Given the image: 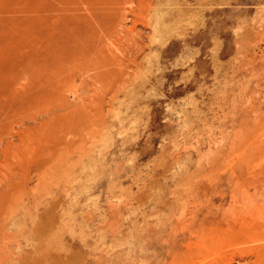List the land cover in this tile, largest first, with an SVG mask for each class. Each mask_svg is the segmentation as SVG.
<instances>
[{"label":"rangeland","instance_id":"rangeland-1","mask_svg":"<svg viewBox=\"0 0 264 264\" xmlns=\"http://www.w3.org/2000/svg\"><path fill=\"white\" fill-rule=\"evenodd\" d=\"M262 217L264 0H0V264H244Z\"/></svg>","mask_w":264,"mask_h":264},{"label":"bare ground","instance_id":"bare-ground-1","mask_svg":"<svg viewBox=\"0 0 264 264\" xmlns=\"http://www.w3.org/2000/svg\"><path fill=\"white\" fill-rule=\"evenodd\" d=\"M41 3V2H40ZM75 6V5H74ZM55 9V8H54ZM32 12V11H31ZM75 17V16H74ZM79 16H76V19H77V22L79 21L80 22V20L79 19H81V18H78ZM41 19V18H40ZM76 19H75V21H76ZM33 20V19H32ZM68 20H71V18L70 19H68ZM67 20V21H68ZM122 20V19H121ZM50 21V20H49ZM75 21H73L74 23H75ZM82 22L84 21V20H81ZM69 23H70V21H68ZM55 23V22H54ZM89 23V22H88ZM65 24H67V22L65 21ZM80 24H83V23H80ZM80 24H78V26L80 27ZM90 24H91V29L92 28H94V27H92L93 25H92V23H89V26H90ZM71 25H72V23H70V26H68V24L66 25V26H68V28L71 30L73 27H71ZM88 25V24H87ZM119 25V24H118ZM74 26V25H73ZM76 26V25H75ZM88 26V27H89ZM78 27V28H79ZM96 28H97V26H95ZM121 27H122V25H121ZM66 28V27H65ZM77 28V29H78ZM80 29V28H79ZM99 29V28H98ZM112 29V28H111ZM65 30V29H64ZM67 30V29H66ZM63 31V32H66V33H68L67 34V36L69 35V32H67V31ZM72 30H74V29H72ZM93 30V29H92ZM48 31V30H47ZM77 31V30H76ZM80 31V30H79ZM91 31V30H90ZM94 31V30H93ZM92 31V32H93ZM99 31V30H98ZM101 31V30H100ZM119 31V30H118ZM102 32V31H101ZM123 32H125V31H123ZM80 33V32H79ZM95 33H97V32H95ZM100 33V32H99ZM106 36L108 35V32L106 31ZM112 33V32H111ZM110 33V34H111ZM115 33V32H114ZM49 34V33H48ZM65 34V33H64ZM72 34V33H71ZM74 34V33H73ZM93 34V35H92ZM90 33V35H92V36H94V32L93 33ZM62 36H63V34H61ZM60 35V36H61ZM88 34H86V36H87ZM89 35V36H90ZM98 35V34H97ZM102 35H103V33H102ZM102 35H100V36H102ZM54 36V35H53ZM65 36V35H64ZM63 36V37H64ZM67 36H65V39L67 38L68 40H70L71 41V37H70V35H69V38L67 37ZM81 36V35H80ZM79 36V37H80ZM96 36V35H95ZM103 36H105V35H103ZM122 36V35H121ZM55 37V36H54ZM75 37V36H74ZM82 37V36H81ZM83 38V37H82ZM88 39H89V37H87ZM95 38V37H94ZM94 38H92V40H95ZM98 38V37H97ZM101 38V37H100ZM100 38H98V40H100ZM124 38V37H123ZM65 39H63V40H65ZM67 39H66V41H67ZM79 39V38H78ZM111 39V38H110ZM81 40H83V39H81L80 38V40H79V42L81 41ZM91 40V39H90ZM89 40V41H90ZM97 40V39H96ZM120 41V40H119ZM33 43V42H32ZM67 43V42H66ZM90 43V42H89ZM92 43H93V41H92ZM98 43V42H97ZM106 43V42H105ZM108 43V42H107ZM72 44V43H71ZM104 44V43H103ZM98 45V44H97ZM47 46V45H46ZM92 46H95V45H92ZM103 47H104V45H103ZM102 47V48H103ZM97 51V50H96ZM100 51V50H99ZM71 53V52H70ZM34 61V60H33ZM24 67H22V69H23ZM18 76V75H17ZM12 86H13V84H12ZM44 94V93H43ZM72 94V93H71ZM28 95V94H27ZM74 96V95H73ZM31 102V101H30ZM34 116V115H33ZM39 116V115H38ZM31 117V116H30ZM34 123V122H33ZM15 131H17V129L15 130ZM249 213V212H248ZM253 225H254V228H255V231L253 232L254 234L253 235H251L249 238H250V242H251V244H252V246H250V245H248V248H247V252L250 254V256H252L249 260H247L244 264H264V217H262V222H254L253 223ZM259 229V230H258ZM225 251V250H224ZM188 252V251H187ZM207 252V246H205V247H203L202 248V251L200 252V251H196V252H194L195 254H193L191 251L190 252H188L187 253V256H189L190 258H194V257H198V256H201V255H206L205 253ZM213 254V252L211 251V255ZM217 255H219L220 256V258H221V261L220 262H217L216 260H215V258L212 256V258L211 259H213V260H211V261H207V262H204L203 264H229V263H227V262H225V259H224V257L222 256V255H220V254H218L217 253ZM176 259V258H175ZM181 258H179V260H180ZM183 260V259H182ZM185 260V259H184ZM175 261V260H174ZM180 263V262H179ZM202 264V263H201Z\"/></svg>","mask_w":264,"mask_h":264}]
</instances>
